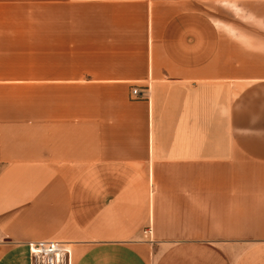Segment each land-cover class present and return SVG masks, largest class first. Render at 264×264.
I'll use <instances>...</instances> for the list:
<instances>
[{
  "label": "crops",
  "instance_id": "crops-1",
  "mask_svg": "<svg viewBox=\"0 0 264 264\" xmlns=\"http://www.w3.org/2000/svg\"><path fill=\"white\" fill-rule=\"evenodd\" d=\"M38 241L264 264V0H0V264Z\"/></svg>",
  "mask_w": 264,
  "mask_h": 264
},
{
  "label": "built area",
  "instance_id": "built-area-1",
  "mask_svg": "<svg viewBox=\"0 0 264 264\" xmlns=\"http://www.w3.org/2000/svg\"><path fill=\"white\" fill-rule=\"evenodd\" d=\"M134 99H142L139 90H131ZM28 252L32 264H72L70 249L61 242H29Z\"/></svg>",
  "mask_w": 264,
  "mask_h": 264
}]
</instances>
